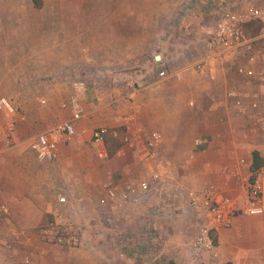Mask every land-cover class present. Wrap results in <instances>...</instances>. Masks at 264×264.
Instances as JSON below:
<instances>
[{
  "label": "crops",
  "instance_id": "1",
  "mask_svg": "<svg viewBox=\"0 0 264 264\" xmlns=\"http://www.w3.org/2000/svg\"><path fill=\"white\" fill-rule=\"evenodd\" d=\"M1 1L0 16L10 21L0 18V204L8 208L0 215V264H264V212H243L251 153L264 150V74L251 68L243 50L212 53L208 14L179 13L183 0H138L137 6L103 0L97 26L82 29L97 30L99 46L128 48L124 57L118 50L100 61L130 62L127 75L141 86L112 83L111 75L82 79L76 94L83 115L74 121L75 134L47 162L29 145L71 118L73 84L61 82L58 52L45 37L70 30L73 13L66 5L47 7L49 0H39L40 7L32 0ZM242 3L261 6L264 0ZM17 15L25 16L17 22ZM201 59L202 70H195ZM242 65L255 75L237 72ZM160 70L166 76L159 77ZM100 126L129 135L110 156L105 143L107 158L91 142ZM196 138L203 142L196 145ZM142 180L151 192L138 202L119 206L101 198L109 185ZM208 186L238 210L228 226L214 230L217 256L200 258L192 242L207 218L183 199L185 191ZM52 223L79 226L81 244L64 249L50 243Z\"/></svg>",
  "mask_w": 264,
  "mask_h": 264
},
{
  "label": "built area",
  "instance_id": "2",
  "mask_svg": "<svg viewBox=\"0 0 264 264\" xmlns=\"http://www.w3.org/2000/svg\"><path fill=\"white\" fill-rule=\"evenodd\" d=\"M238 2H229L227 0H183L178 7L179 13H189L198 9L212 19V24L207 30L206 41L217 56L232 55L239 50L250 53L254 44L258 43L264 46V5L248 7L238 5ZM256 26L257 33L250 36L247 35L246 27ZM255 44V45H256ZM242 51V52H243ZM253 55H249L247 59L252 63ZM205 59L194 64V69L201 71ZM237 72L253 75L251 69L245 66H239ZM159 77L166 76L165 70L158 72ZM78 79L80 77H77ZM112 83H123L129 89L140 87L134 79L127 73L111 74ZM73 93L70 96L72 106L71 118L61 124L40 132L34 136L30 142V149L40 161H53L56 157L57 145L60 142H68L75 134L74 121L83 115V108L78 101L76 91L83 86L81 81H73ZM229 97H235L237 103L240 100L234 91H228ZM243 112V107L239 108ZM12 129V128H11ZM107 135L120 140L123 143L129 141V135L125 131H119L115 128L100 126L93 130L91 142L96 148V153L101 158H107L106 141ZM155 134L152 137L155 138ZM203 138H196L195 144H201ZM152 145V142L149 143ZM262 158L261 166L250 172L246 182L245 189V207L243 212L250 215H260L264 212V150L260 155ZM151 183L143 180L137 183V186L127 184L123 187L109 185L106 188L108 199L119 206L131 202H138L143 196H148L151 192ZM177 198V195H175ZM184 202L189 208L203 214L207 218V222L197 227V233L192 242L195 254L202 258L203 255H211L213 258L217 256L215 244L212 240L211 231L217 228L228 226L231 219L237 213L236 203L222 195L215 187L208 186L199 190H187L184 193ZM58 201L65 204L67 200L65 196L60 195ZM8 214V208L4 204H0V215ZM47 239L50 243L60 246L64 249L77 247L81 244V234L79 226L73 224L61 225L52 223L46 231Z\"/></svg>",
  "mask_w": 264,
  "mask_h": 264
},
{
  "label": "rangeland",
  "instance_id": "3",
  "mask_svg": "<svg viewBox=\"0 0 264 264\" xmlns=\"http://www.w3.org/2000/svg\"><path fill=\"white\" fill-rule=\"evenodd\" d=\"M18 1V0H17ZM103 0H49L48 6L50 8L55 6H67L70 8V11L73 13V18L70 21V26L68 25V28L70 30H58V31H51L47 32V36L45 39L47 40V43H50L51 49L55 52H58V69L59 77L62 76L64 78L61 79L62 83L70 85L73 81H81L82 79L88 80V78L91 80V77H96V75H111L114 73H129L133 70V67L131 66L130 62L128 63H114V65H107V63L103 64V61H100L102 59L103 55H112L116 51H122V55L120 57H124L127 54H125V51H127L128 48H114L112 46L110 47H103L98 45V31L97 30H85L82 29L86 26H93L96 27L98 23V9L100 8V4L104 6ZM130 1V0H129ZM134 5L137 6L138 0H132ZM230 3L231 2H238V0H227ZM243 0H239L238 5L245 6L244 3H242ZM0 0V4H1ZM21 2V1H19ZM21 5H24V2L20 3ZM107 6V5H106ZM108 7V6H107ZM106 7V8H107ZM198 11V9H196ZM89 12L93 14V16H88ZM25 16V15H23ZM23 16H15V21L19 22V18ZM4 17V21H10L9 16H0V18ZM88 17V19H87ZM58 22H64L62 20V16H59ZM89 19H92L93 23H90ZM86 23H89L88 25ZM256 26H248L246 28L247 33H251L254 31ZM256 44V43H255ZM253 46L252 52L249 54L246 53V51H243V58L249 57V55H256V58L251 63V68H254L255 70L258 69V71H262L264 74V63H263V55L261 53V49L264 50V46L260 45L259 42ZM43 45H46L43 43ZM48 46V44H47ZM259 51V52H258ZM258 53V54H257ZM264 53V52H263ZM260 56L261 58L257 57ZM261 63H258L261 61ZM257 61V62H256ZM263 63V64H262ZM258 74V72H256ZM100 75V76H101ZM253 75H255L253 73ZM252 75V76H253ZM261 75V73H259ZM258 76V75H257ZM77 77H80L79 79ZM95 78V81L97 79ZM258 80H260L259 77H257ZM82 80V81H83ZM104 81V79H102ZM264 81V80H263ZM263 106H264V100H263ZM143 181V180H142ZM106 188L102 189L101 192V198H104V200H109L106 195Z\"/></svg>",
  "mask_w": 264,
  "mask_h": 264
},
{
  "label": "trees",
  "instance_id": "4",
  "mask_svg": "<svg viewBox=\"0 0 264 264\" xmlns=\"http://www.w3.org/2000/svg\"><path fill=\"white\" fill-rule=\"evenodd\" d=\"M32 1H33V5L35 7H40L41 2L39 0H32ZM246 28H248V26ZM256 33H257V29L255 28L254 31H252L251 33H247V35L252 36ZM117 130L120 131L121 129H117ZM105 141H106L107 146L109 147V150H108L109 156L117 149V147H119L123 143L120 140L113 138L110 135L106 136ZM251 155H252V162H251L250 170L253 173L254 171H256L261 166L262 158L260 156V153L257 150H253ZM211 235H212L213 243L216 244V235H215L214 230L211 231Z\"/></svg>",
  "mask_w": 264,
  "mask_h": 264
},
{
  "label": "water",
  "instance_id": "5",
  "mask_svg": "<svg viewBox=\"0 0 264 264\" xmlns=\"http://www.w3.org/2000/svg\"><path fill=\"white\" fill-rule=\"evenodd\" d=\"M159 59V55H156V60H158Z\"/></svg>",
  "mask_w": 264,
  "mask_h": 264
}]
</instances>
